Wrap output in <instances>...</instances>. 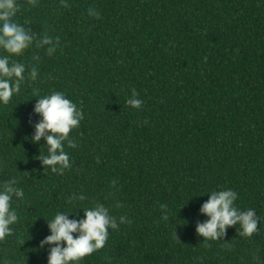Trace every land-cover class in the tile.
Listing matches in <instances>:
<instances>
[{"label":"trees","instance_id":"obj_1","mask_svg":"<svg viewBox=\"0 0 264 264\" xmlns=\"http://www.w3.org/2000/svg\"><path fill=\"white\" fill-rule=\"evenodd\" d=\"M18 2L15 19L59 43L15 57L38 79L0 106V181L20 175L26 196L0 261L47 264L46 220L82 215L68 204L77 193L131 221L82 264H264V223L250 238L239 226L205 243L195 233L209 190L230 188L264 217V0ZM34 90L62 91L85 113L63 175L43 173L28 139Z\"/></svg>","mask_w":264,"mask_h":264},{"label":"clouds","instance_id":"obj_2","mask_svg":"<svg viewBox=\"0 0 264 264\" xmlns=\"http://www.w3.org/2000/svg\"><path fill=\"white\" fill-rule=\"evenodd\" d=\"M34 2L27 0L29 4ZM20 9L18 0H0V106L8 105L14 96L20 94L24 82L38 79L35 66L28 68L15 57L23 56L33 47L45 49L51 56L59 43L58 38L54 40L47 35L37 38L31 28L19 23L15 17ZM88 15L96 17L99 13L90 8ZM33 97L38 98L33 107L38 120L33 123L30 119L33 134L28 139L39 145V155L35 159L40 162L43 173L63 175L72 167L66 145L72 149L77 147L70 133L79 128L85 113L62 91L40 95L34 90ZM137 97L138 93L132 90L126 104L139 109L143 101ZM42 148L44 154L41 153ZM22 181L23 177L18 174L0 181V241L12 236L15 232L13 226L19 222L17 208L19 202L26 198L24 189L20 187ZM207 195L208 199L198 210L205 219L198 220L195 225V233L203 238V243L224 239L227 229L237 230V226L240 236L250 238L258 231V225L264 223V217L257 214L256 209L237 207L238 193L230 188L209 190ZM84 201L83 194L73 193L68 204L73 208L78 206L82 215L77 210H58L50 219H45L49 234L40 240L38 247L46 250L47 264H82L85 257L105 246L109 230L119 227L118 220L120 224L131 223L125 216L117 218L112 215L110 208L102 202L87 207ZM164 218L167 219V215ZM0 264H9V261H0Z\"/></svg>","mask_w":264,"mask_h":264}]
</instances>
